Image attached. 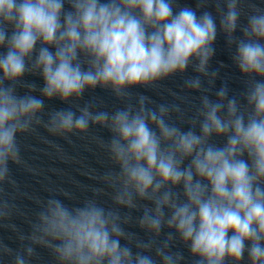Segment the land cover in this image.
<instances>
[{
    "label": "clouds",
    "instance_id": "obj_1",
    "mask_svg": "<svg viewBox=\"0 0 264 264\" xmlns=\"http://www.w3.org/2000/svg\"><path fill=\"white\" fill-rule=\"evenodd\" d=\"M206 4L0 0V48L6 49L0 52V223L21 242L15 251L0 242V251L12 264H32L37 247L55 264H183L184 255L172 251L177 243L189 250L192 264H241L245 253L248 264H264V9L252 6L238 38L240 0H225L224 11L217 6L219 31L235 46L233 62L248 78L241 103L229 96L227 82L215 99L205 94L219 78L210 66L217 23L200 11ZM189 68L197 75L185 77ZM26 75L39 76L43 86L26 82ZM177 75L201 93L194 115L143 94L137 107L128 103L114 113L93 111L91 103L79 115L70 108L44 111L45 101L78 102L97 88L131 99L132 89H155ZM175 121L190 127L182 130ZM94 125L111 133L101 144L119 171L100 180L112 189L114 207L94 197L70 207L52 197L37 201L29 234L3 223L18 211L4 198V186L15 185L9 164L23 163L17 137L43 126L67 139ZM213 137L226 142L217 146ZM132 210L142 215L134 218ZM133 223L146 238L125 229Z\"/></svg>",
    "mask_w": 264,
    "mask_h": 264
},
{
    "label": "water",
    "instance_id": "obj_2",
    "mask_svg": "<svg viewBox=\"0 0 264 264\" xmlns=\"http://www.w3.org/2000/svg\"><path fill=\"white\" fill-rule=\"evenodd\" d=\"M181 6L195 8L200 0H175ZM207 4L200 11H209L216 18L217 38L215 41V55L210 62L211 69H219V78L215 82V87L211 93H205L211 99H215V92L224 82H227L229 96L235 95L241 103L243 100L241 93L247 90V77H242L238 68L233 62L232 56L235 52V46L229 47L226 38L219 31L220 13L217 12V6L224 11L226 10L225 0H206ZM255 5L264 9V0H240L241 16L239 27L234 35L242 37L240 27L247 24V17L252 13V6ZM67 7V5H66ZM39 47V45H37ZM6 49L0 48V52ZM197 73L189 68L185 77H194ZM26 82H34L37 87L43 86V80L39 76L26 75ZM204 87H208L206 79ZM26 89H18V94L23 95ZM132 98L121 100L118 99L110 90L97 88L94 91H86L83 98L78 102L63 103L58 99L45 101V113L60 109H71L79 115L78 108L84 107L91 103L94 105L93 111H105L114 113L117 109L124 108L128 103L134 107L138 106L136 97L140 94L148 96L155 104H180L188 116L194 115L196 108L200 106V92L184 87V78L179 75L161 82L158 88H135L132 89ZM39 95V93H34ZM182 98H186L185 101ZM155 104L149 105L154 107ZM174 115H177L174 113ZM47 115L44 121L47 122ZM175 119V117H174ZM177 126L187 131L190 127L187 123L175 121ZM199 133V127L195 129ZM21 144V158L23 163L9 164L12 179L15 185L6 184L4 198L14 203L18 211L14 213L10 220L4 221L5 224H14L23 234L31 232L30 222L35 220L36 213L40 210L38 200L46 201L48 198H58L70 207L82 206V202L88 198H95L105 208L114 207L110 197L112 189L103 184L100 177L109 170L119 171L115 166L101 144V140L107 143L111 139V133L107 128L102 126H90L89 132L85 135H71L65 139L63 136L53 135L43 126H37L36 131L17 137ZM217 146H223L226 142L224 137H213L210 141ZM246 158V157H245ZM187 163V162H186ZM102 188L104 193L94 195L93 189ZM63 193H67L65 197ZM122 212L128 211L122 209ZM132 215L137 218L142 212L132 210ZM127 231L137 233L141 238H146L145 233L140 229L138 224L133 223L124 226ZM168 230L164 229L161 239L164 238ZM0 242L6 244L9 248L20 249L21 242L17 233L9 228L3 227L0 223ZM26 243V242H25ZM121 243H125L121 241ZM39 259L33 258L32 264H55L54 258L50 253L42 248H36ZM135 252L136 249L133 248ZM172 251H180L185 261L183 264H192L193 258L189 250L179 243ZM154 255V253H153ZM13 257L0 251V264H12ZM241 264H248V256L245 253Z\"/></svg>",
    "mask_w": 264,
    "mask_h": 264
}]
</instances>
